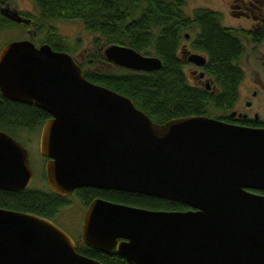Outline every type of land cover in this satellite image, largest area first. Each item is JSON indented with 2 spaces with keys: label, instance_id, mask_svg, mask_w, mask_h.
Returning a JSON list of instances; mask_svg holds the SVG:
<instances>
[{
  "label": "water",
  "instance_id": "1",
  "mask_svg": "<svg viewBox=\"0 0 264 264\" xmlns=\"http://www.w3.org/2000/svg\"><path fill=\"white\" fill-rule=\"evenodd\" d=\"M0 10L31 20L7 3ZM103 53L126 68L161 66L158 56L126 44H107ZM186 59L206 61L199 51ZM0 92L51 114L39 152L56 194L93 186L189 206L148 208L96 196L82 216L85 244L114 247L130 264H264V126L204 113L155 121L131 97L87 79L67 50L30 38L0 48ZM32 178L27 148L0 129V189H24ZM0 264L104 263L78 251L49 217L0 205Z\"/></svg>",
  "mask_w": 264,
  "mask_h": 264
},
{
  "label": "trees",
  "instance_id": "2",
  "mask_svg": "<svg viewBox=\"0 0 264 264\" xmlns=\"http://www.w3.org/2000/svg\"><path fill=\"white\" fill-rule=\"evenodd\" d=\"M39 15L19 12L30 17L36 29L44 28L41 42H48L55 49L73 48L57 31L44 22L46 18H78L85 28L95 32L92 51L86 63L78 62L83 75L132 98L158 122L183 114L212 115L213 108H228L238 97L239 81L244 69L239 60L245 52L244 37L254 42L264 40V19L253 28H236L222 22V12L200 5L191 11L185 9L184 0H33ZM6 0H0V9ZM29 23L16 21L0 10V29ZM194 31L191 36L190 31ZM190 36H186L185 33ZM184 40L201 51L206 61L202 69L210 87L205 82H192L184 69L188 62L181 54ZM40 42V43H41ZM119 43L132 46L161 59L158 69L141 70L117 64L115 69H105L108 62L103 50L107 44ZM86 65V66H84ZM44 109L10 99L0 92V129L20 140V132L39 130L45 119ZM213 116H217L213 115ZM25 142V140H21ZM26 143V142H25ZM47 184V183H46ZM84 195L148 208L185 209L189 206L177 200L142 194L121 189L84 187L77 190ZM63 198L50 187L29 185L24 189H0V205L39 213L51 217L63 206ZM77 250L95 257L104 264H130L115 250L103 252L85 244Z\"/></svg>",
  "mask_w": 264,
  "mask_h": 264
},
{
  "label": "rangeland",
  "instance_id": "3",
  "mask_svg": "<svg viewBox=\"0 0 264 264\" xmlns=\"http://www.w3.org/2000/svg\"><path fill=\"white\" fill-rule=\"evenodd\" d=\"M185 9L191 11L194 7L200 5H206L222 12V22L226 25L238 26V27H250L254 22V18L250 14L239 12V9H247V12H252L257 15L264 14V0H184ZM9 7H16L18 10L39 15V10L33 0H6ZM247 6V8L245 7ZM44 22L53 24L57 31L68 41V44L73 48L72 56L76 58L78 62L86 63L87 54L92 51V39L95 32L85 28L82 21L78 18H66L55 17L46 18ZM29 24L26 27L14 25L9 27H3L0 29V48L2 45L11 39L16 38H30L36 44H39L45 36L44 28L36 29L33 24ZM191 36L194 31H190ZM190 36V35H188ZM187 36V37H188ZM246 43L245 52L241 57V65L244 69V75L239 83L238 97L243 100L244 98H250L252 100L250 111H258L259 117L264 119V72L260 67V61L257 56L260 52H264V43L254 45L246 37L243 38ZM183 49V50H182ZM185 50V51H184ZM189 51H198L190 46L189 40H184L181 48V55L185 58ZM201 52V51H199ZM107 60V59H106ZM103 63L105 69H115L116 65L112 61ZM86 66V65H84ZM196 70L195 74H192L191 69ZM188 78L192 82L197 81V73L201 70V67L191 62H187L184 67ZM259 81L263 86H258L256 95H251L250 91L256 88L254 80ZM221 109L213 108L212 115L221 113ZM20 140H25L29 146L30 164L34 169V177L32 184L43 185L42 180V155L39 152L38 146V130L32 133L27 131L20 132ZM23 142V141H22ZM83 209V205L74 202L72 206L63 207L59 211L58 221L66 227L73 235L79 233L80 217Z\"/></svg>",
  "mask_w": 264,
  "mask_h": 264
},
{
  "label": "flooded vegetation",
  "instance_id": "4",
  "mask_svg": "<svg viewBox=\"0 0 264 264\" xmlns=\"http://www.w3.org/2000/svg\"><path fill=\"white\" fill-rule=\"evenodd\" d=\"M245 7L247 8V6H245ZM239 12L250 14V16H252L254 18V22L252 23V25L250 27H247V28H253V27L257 26V25H260L261 21L264 19V14L263 13H260L261 15H257V14H254L252 12H247V9H239ZM234 27H236V28H245V27H242V26L241 27L234 26ZM246 39H248L254 45H258L260 43H264V40L259 41V42H254V41L250 40L248 37H246ZM244 44H246V43L244 42ZM257 58L260 61V67L262 68V71L264 72V52H260L258 54ZM240 60H241V58H240ZM240 60H239V64L241 65V63H240L241 61ZM200 67L202 69V66H200ZM191 72H192V74H195L196 70L194 68H192ZM197 76H198L197 77V81L199 83L203 82L206 79L205 73L202 76H200L199 73H197ZM240 81H239V83H240ZM254 82H255L256 88H253L250 91L251 95H253V96L258 93L257 92L258 90H260V88L258 86H261V87L263 86V84L261 82H259V81H256V79L254 80ZM251 105H252V100L250 98H244L243 100H241L239 97H237V99L235 100V102L233 103L232 106H230L228 108L221 109L222 112L218 114V117L220 119L224 120V121H228V122L236 123V124L249 125V126H264V119L259 117L258 111H256V110L250 111L249 109L245 108V106L247 108H249V107H251ZM45 115H46L45 118L51 116V114L49 112L45 113ZM40 130H41V126H40V128L38 130V146H39ZM22 143L27 148L28 155H29V146H28V144L25 143V142H22ZM46 159H47V157L42 155V177H43L42 180L44 181L43 185H34V184H32V181H31L30 185H34L36 187H42V186L46 187L47 186L48 183H47V180H46V177H45V171H44V163H45ZM29 162H30V155H29ZM31 167H32V165H31ZM32 170H33V178H35L34 177V175H35L34 169L32 168ZM33 178H32V180H33ZM84 187H90V186H79V187H76L75 189H73V191L69 195H65V196L59 195V196H61L63 198L64 204H63V206L59 207L57 209V211H55V213L51 217H49L50 219H52L53 221L58 223L61 227H63L66 231L69 232V234L73 237V239L76 242V248L78 246L82 245V244H85L84 241L81 238V229H80L79 233H77L76 235H73L66 227H64L58 221V218H59V211L63 207L72 206V204L74 202L80 203V204L83 205V209H82L81 217H80L81 218L80 219V226L82 228V216H83L84 210H85L87 204L89 203V201L91 199H93L94 197H96L95 195L94 196L84 195L83 191L77 192L78 189L84 188ZM91 187H93V186H91ZM85 245H87V244H85ZM87 246H89V245H87ZM100 250H102V249H100ZM111 250H115V248L112 247L111 249H105V250H102V251L103 252H107V251L109 252Z\"/></svg>",
  "mask_w": 264,
  "mask_h": 264
}]
</instances>
